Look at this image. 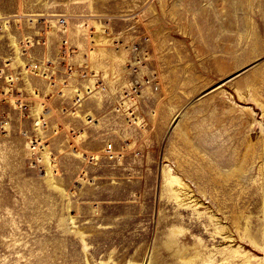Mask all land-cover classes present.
Masks as SVG:
<instances>
[{
	"label": "rangeland",
	"instance_id": "obj_1",
	"mask_svg": "<svg viewBox=\"0 0 264 264\" xmlns=\"http://www.w3.org/2000/svg\"><path fill=\"white\" fill-rule=\"evenodd\" d=\"M0 95V264H264V0H0Z\"/></svg>",
	"mask_w": 264,
	"mask_h": 264
},
{
	"label": "built area",
	"instance_id": "obj_2",
	"mask_svg": "<svg viewBox=\"0 0 264 264\" xmlns=\"http://www.w3.org/2000/svg\"><path fill=\"white\" fill-rule=\"evenodd\" d=\"M27 70L32 71L34 74H36V76L43 77L44 80H46V82L48 83V87L49 86L50 87H55V88L58 87V90L56 91V94H59L58 95L59 97H65L64 93H62V91L59 90V88H62V83L64 84V82H60L59 80L58 81H54L53 78L50 77V76L49 77H46L45 76L46 75L45 72L44 71H41V67H39L38 65H30ZM35 71H38V72H35ZM65 71H66L65 74H69V76L72 77L71 75H73V74H72V69H71L70 66H66L65 67ZM18 80H19L18 81L19 84H16L17 82H15L13 80H12L13 81L12 84L15 85V86L18 85L19 87H22V84H21L20 79H18ZM89 91H90L89 88H88L87 91H85V94L88 95V96H89L90 93H87V92H89ZM81 94L82 93L79 94L80 95V101L85 98V96L84 95H81ZM15 96H16L15 97V101H16L17 107L19 109L26 108V104H24L23 97L21 95H19L18 93ZM39 98L40 99H43V103L42 104H41V101H38L39 106H41L42 108H44V109H42V111L43 112H45V111H51L52 108L49 105V102L46 101V100H44L45 98H42L40 96H39ZM2 99H3L2 98V95H0V102H1ZM75 99H76V95L74 96V100L72 101L73 103L70 105L69 108L64 107V106L62 108H59V112H60L61 115H66V114L76 115V109H77V107L79 105L74 109V107L77 105V101H75ZM35 116H36V121H35L34 125H35L36 128H39V129L47 128V127L49 128L50 131L48 133L49 135L47 136V138L50 136V139H55V138H57L56 136H59L60 135L61 130H63V126H62V124L60 122H55L54 123L55 125L51 124V119H53V116H51L50 118H46L43 115L42 112L38 114L37 111L35 112ZM85 122H86V124H93V119L91 118V116H88L87 115L85 117ZM37 124H39V125H37ZM83 131H84L83 128L77 129V128L69 127V129L67 131V136L69 137L68 138L69 139V142H68L69 146L71 147L72 145H74V147L70 149L72 152L77 151L76 150L77 146H75V143H73L72 141H75L77 138H79V136H81V134H83L82 133ZM47 145L45 147V151H42V153L43 152L44 153L47 152L48 149H46V148L49 146V145L48 146ZM110 146H112V145H108L109 148L107 150H110ZM41 147H42L41 146V142H37L35 140H31L30 150H31L32 153L38 152V150ZM56 151L60 155L66 153V150L64 151L63 149H61V150H58L57 149Z\"/></svg>",
	"mask_w": 264,
	"mask_h": 264
},
{
	"label": "crops",
	"instance_id": "obj_3",
	"mask_svg": "<svg viewBox=\"0 0 264 264\" xmlns=\"http://www.w3.org/2000/svg\"><path fill=\"white\" fill-rule=\"evenodd\" d=\"M84 82L85 81H83L82 84H84ZM73 89L74 88L63 89V91L65 90V92H64L65 97L52 98L50 101H48L49 102V105L52 108L51 114L54 113V115H51V116H53V119L52 120H54L55 122H60L62 124V126H63V130H61L60 135L59 136H56L57 138L55 139V140L58 141V143L59 142L61 143V141H62L63 142V145L61 144V145L57 146V149L58 150L63 149L64 151L66 149V152L67 151H71L70 149L73 148L74 145H72L70 147L69 144H68V142H69V139L68 138L69 137L67 136V131H68L69 127H73V128H83V130H84L83 131V134H81V136L79 138H77L75 141H72V142L75 143V146H78L76 144V142L78 140L81 141L80 142V145L78 146L81 150L78 153H81V154H86V153L87 154H90L91 153V150L88 149L87 144L89 142V139L92 136L91 132L93 130H95V128H97V127L94 124L95 123V120L94 119H93V124H86V122L84 120L85 119V113L84 112H87L86 111L87 110L86 106H87L88 102L90 101L89 99H93V98L94 99H99L100 98L99 96H100V93L101 92H98V91L99 90H102V89H100V87H99V89H98V91H96L95 95L90 96V98L89 97L84 98L83 99L84 100L83 101L84 103H82L79 106L80 108H79V111L76 112V115H70V114L61 115L58 108H60L65 102L70 103V105H71L70 98H72V95H74V92H75V90H73ZM104 94L105 93L102 94L103 96L101 98H104V96H105ZM68 96H70L68 98L69 100L66 98ZM52 97H54V96H52ZM84 108H86V109H84ZM53 125H55V124H53ZM80 146H83V147H80ZM106 147H107L105 149L106 152H110L111 150H113L112 149L113 148L112 146H110V150L109 151L107 150L109 148L108 147V144L106 145ZM98 152H100V151H98ZM73 154H74V152H73ZM62 155H64V154H62Z\"/></svg>",
	"mask_w": 264,
	"mask_h": 264
},
{
	"label": "bare ground",
	"instance_id": "obj_4",
	"mask_svg": "<svg viewBox=\"0 0 264 264\" xmlns=\"http://www.w3.org/2000/svg\"><path fill=\"white\" fill-rule=\"evenodd\" d=\"M84 85H86V83H84ZM91 89L92 90H90L89 92H87V93H92L90 96H92L93 95V93H96V90L97 89H95V90H93V88H92V86H91ZM87 90H88V88H87ZM36 96H38V95H36ZM84 98V97H83ZM43 115L46 117V118H50V116H48L49 115V111H45V112H43ZM86 117V116H85ZM85 120V119H84ZM80 137V136H79ZM74 154L75 155H77V156H81V158H85V160H88V158H86V156L84 155V154H81V153H76V152H74ZM45 159L46 160H48V154H47V156L45 157ZM89 159H90V157H89ZM46 162H48V161H46ZM50 169L49 168H47V171H49Z\"/></svg>",
	"mask_w": 264,
	"mask_h": 264
}]
</instances>
